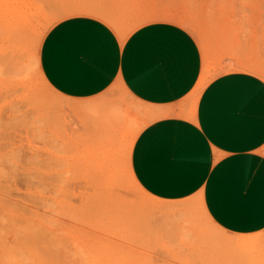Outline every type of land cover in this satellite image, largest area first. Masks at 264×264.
<instances>
[{
  "label": "rangeland",
  "instance_id": "374dc122",
  "mask_svg": "<svg viewBox=\"0 0 264 264\" xmlns=\"http://www.w3.org/2000/svg\"><path fill=\"white\" fill-rule=\"evenodd\" d=\"M38 1L46 9L52 7V1L56 2ZM60 1L95 13H56L38 44L33 46L28 41L25 55L29 56L36 48L39 59L41 43L56 22L77 14L99 13L122 37L138 25L157 19L172 20L187 28L202 50L203 76L197 91L209 78L223 71L257 68L264 74V0H116L115 8L107 6L109 1ZM35 3L31 0V4ZM33 8L32 17L39 18L38 22L50 16L51 8L42 11L49 12L47 17L37 12L46 18L39 17L36 7ZM2 58L0 264H38V255L42 257L41 264H93L88 260L91 255L107 248L108 253L112 249L115 254L124 250L139 264H176L179 259L177 264L185 259L184 264H264V230L246 236L228 233L230 241L224 248L225 256H218L221 262L211 256L214 262L209 257H205V262L202 257L204 263H200L201 257L192 253L190 244L178 243L177 236H194L188 231L187 218L184 219L185 208L190 207L189 211L201 221L202 232L198 236L209 245L206 246L209 255L216 254L225 236V230L203 217L201 195L161 201L150 196L136 181L130 166L134 140L144 125L165 114V108L135 101L120 83L82 103L62 98L50 88H41L35 95L28 85H20L21 80L3 68ZM97 144L101 150L99 159L93 152ZM129 173L137 186L129 184ZM103 199L105 204L114 205L118 215L106 213ZM86 204L102 210L96 209L97 206L85 208ZM136 206L147 210L132 209ZM103 209L109 216L107 221ZM96 216L101 218L96 220ZM108 221L114 222L113 225ZM36 238L43 239L37 242ZM46 249L50 255L55 253L57 261L52 262V255L44 257ZM44 260L48 263H43Z\"/></svg>",
  "mask_w": 264,
  "mask_h": 264
},
{
  "label": "crops",
  "instance_id": "0c3cea01",
  "mask_svg": "<svg viewBox=\"0 0 264 264\" xmlns=\"http://www.w3.org/2000/svg\"><path fill=\"white\" fill-rule=\"evenodd\" d=\"M95 1L116 7V0ZM39 66L62 98L82 103L120 83L135 101L165 108L134 140L138 184L161 201L200 194L209 217L230 234L264 230L263 70L223 71L197 91L202 50L187 28L157 19L122 37L99 13L56 22Z\"/></svg>",
  "mask_w": 264,
  "mask_h": 264
},
{
  "label": "bare ground",
  "instance_id": "6f19581e",
  "mask_svg": "<svg viewBox=\"0 0 264 264\" xmlns=\"http://www.w3.org/2000/svg\"><path fill=\"white\" fill-rule=\"evenodd\" d=\"M37 1V3H35L34 5L33 4H31V0H0V40H1V47H2V56L0 55V57H3L2 59H3V62H2V65H3V63H4V66H3V68H6L10 73L9 74H12V77H15L17 80H21V81H18V82H20L19 84L20 85H28V87L31 89V91H33V93L36 95V93H37V90H39V89H45V88H50V89H52L49 85H48V83L46 82V80H45V78H44V76L42 75V72H41V70H40V66H39V59H38V54H37V52H36V48L35 49H33L32 50V52L30 53V55L29 56H27V55H25V50H26V45H28V41H31V43H32V45L33 46H35L36 44H38V42L40 41V39H41V37H42V35H43V33H44V30L47 28V26L54 20V19H52V18H54V17H56L55 16V14L56 13H58V12H83V11H88V12H90V13H95L93 10H85V9H81V8H79V7H76V6H73V5H67L68 4V1H67V3H65L66 1H60V0H55L56 2H53L52 1V3L51 4H53V5H51L52 7H49L48 6V9H46V7L44 8V7H42L41 8V2H39L38 0H36ZM35 0H33V2H36ZM88 1V0H87ZM50 2V1H49ZM64 2V3H63ZM40 3V4H39ZM70 3H72V2H70ZM36 4H38V5H36ZM49 3H47V5H48ZM33 6H35L36 8V14L38 15V13H40V12H42L43 11V9H46V10H49L50 8H51V11H50V14H49V12L48 13H46L45 11V13H43L46 17H47V14H49L50 16H48V18L47 19H45V20H41L40 22H38L37 20L39 19H37L36 17H32V9H34L33 8ZM38 6H39V8H38ZM42 6H44V4L42 3ZM41 8V9H40ZM41 11H40V10ZM39 10V11H38ZM34 12V11H33ZM38 12V13H37ZM85 12V13H86ZM89 13V14H90ZM39 15H41V16H44V15H42V14H39ZM38 15V16H39ZM44 16V17H45ZM40 17V16H39ZM45 17V18H46ZM43 19V18H42ZM0 52H1V48H0ZM25 56H27V57H25ZM1 60V59H0ZM2 67V66H1ZM2 69V68H1ZM0 71H2V70H0ZM4 71H6V70H4ZM3 71V72H4ZM7 73V72H6ZM1 74V73H0ZM4 73H2V75H3ZM5 79V78H4ZM7 79H8V81H9V78H8V76H7ZM12 79V78H11ZM11 79H10V81H11ZM16 79H13L12 81L14 82V80H16ZM17 80L15 81V83H18L17 82ZM21 82L23 83V84H21ZM16 88H18V87H16ZM23 88V87H22ZM3 91V90H2ZM14 91V90H13ZM1 98V97H0ZM2 99V98H1ZM12 103V102H11ZM10 104V103H9ZM8 104V105H9ZM13 104H14V102H13ZM7 105V106H8ZM17 105H19L18 103H17ZM5 107V106H4ZM8 108H9V106H8ZM11 109V108H10ZM14 109V108H13ZM101 150H100V148H99V144H97V146L94 148V150H93V152H94V154H95V158H97V159H99V154L101 153L100 152ZM130 173L129 174H127V179H128V182H129V184L130 185H133V186H137L138 184H137V182L134 180V182L132 181V179L130 178ZM97 200V199H96ZM99 200V199H98ZM98 202V201H97ZM88 203V202H87ZM104 205V207H105V211H107L106 213L108 214V213H110V214H112L113 212H114V215L116 216V215H118V213H116L115 212V208H114V205L112 204V205H110V204H105V200L103 199V202H102ZM87 206L85 207V208H89L90 206L91 207H93V209H94V207L96 208V206L94 205V206H92L93 204H86ZM98 205H100V204H98ZM84 206V205H83ZM102 205H101V207H103ZM98 207L99 206H97V208L96 209H98ZM103 207V208H104ZM152 207V206H151ZM200 207H201V211H202V215H203V217L205 218V220L208 222V223H210L211 225H216V223L209 217V215L207 214V212H206V210L204 209V207H203V205H202V202H201V200H200ZM82 208V207H81ZM189 208L190 207H187V208H185V209H187V212H184L183 213V215H184V219L185 218H187V220H186V222H187V224L189 225V229H188V231L189 232H192V233H194V236H177L178 238H179V244L181 245V246H188L189 244V248H192V253H194L197 257H201L200 259H201V261H200V263H204V261H203V258L202 257H209V258H207V259H210L211 258V256H214V257H212V259L213 258H217L218 256L220 257L221 256V258H223L224 256H225V247H226V245H229V239H230V237L229 236H227V234H228V232L227 231H224L225 233V236H223L222 237V240L219 242V244H220V246L221 247H223V251H221L220 250V248L221 247H219L218 248V250L216 251V256L215 255H212V254H208V253H210L209 252V249L208 250H206V246L208 245H205V240H204V238H202V236H198V235H200L201 234V232H202V226H201V221L199 220V219H197V216H195L194 214H192L190 211H189ZM99 209L100 210H102V208H100L99 207ZM132 209H135V210H137V211H139V212H142V211H144V210H147V207H140V206H136L135 208H132ZM152 209V208H151ZM150 209V210H151ZM90 210L92 211V209L90 208ZM116 210H118V209H116ZM87 211H89V210H87ZM96 211H98V210H96ZM104 211V209H103V213L102 214H104L105 215V212ZM149 211V210H148ZM97 213V215L98 216H104V215H100V214H98V212H96ZM95 213V214H96ZM116 213V214H115ZM109 214V215H110ZM93 216H95L94 215V212H93ZM98 216H96L95 218H96V220H97V217ZM106 216V215H105ZM107 217H109V216H106L105 217V221H107L108 219H107ZM111 217V216H110ZM98 218H101V217H98ZM113 218H114V216H113ZM112 218V219H113ZM110 219V218H109ZM99 220V219H98ZM101 220V219H100ZM103 220H104V218H103ZM114 220V219H113ZM102 221V220H101ZM100 221V222H101ZM98 222V221H97ZM109 222V225H110V223L112 222H110V221H108ZM108 222H107V224H106V226H108ZM114 222H115V220H114ZM114 222H112V223H114ZM111 223V225H113ZM98 225L100 224V223H97ZM103 225H104V222L102 223ZM101 224V225H102ZM186 224V225H187ZM105 226V225H104ZM218 226V225H217ZM106 229H108V228H106ZM105 229V230H106ZM36 235V234H35ZM39 237H43V236H39ZM50 237V236H49ZM37 238H38V236H37ZM37 238H36V240H37ZM43 238H45V236L43 237ZM43 238H39V239H43ZM38 239V240H39ZM38 240H37V242H38ZM43 241V240H42ZM42 241H40V242H42ZM45 241V240H44ZM36 243V242H35ZM202 243H204V244H202ZM43 244V243H42ZM40 245V244H39ZM39 245H37V250H38V246ZM41 246H43V245H41ZM45 246V245H44ZM43 246V247H44ZM47 246V245H46ZM51 246H54L53 245V242H52V244H51ZM178 246V245H177ZM209 246V245H208ZM42 247V250L43 249H45V248H43ZM113 246H111V248H112ZM175 247V246H174ZM179 247V246H178ZM46 248H48V247H46ZM107 248V247H106ZM106 248H104V249H106ZM111 248H109V249H111ZM114 248V247H113ZM41 249V248H40ZM54 249V248H53ZM84 249H86V248H84ZM102 249V248H101ZM119 249L120 250H123L124 248H120L119 247ZM118 249V250H119ZM47 250V249H46ZM55 250V249H54ZM54 250H53V252H54ZM82 250V249H81ZM106 250H108V248L106 249ZM103 251V252H106L107 254H102V253H92L93 255H91V254H89V256L91 255V258L92 259H88V260H90L91 261V263H93V264H133V262H134V264L136 263V264H139V262H137V260H136V258H135V260L134 259H132V256L133 255H131L130 253H128V255H127V252L125 253L124 252V250L122 251L123 253H120V254H118V253H116V254H118V255H116L115 253H114V250H112L111 249V254H110V252L108 253L107 251ZM41 251V250H40ZM44 251V250H43ZM42 251V252H43ZM89 252L88 250H85V252ZM97 251H99L98 249H97ZM84 252V251H83ZM82 252V253H83ZM91 252V251H90ZM41 253V252H40ZM44 253H46L45 254V258H46V256L48 255V256H51L52 257V262H55V258H56V256H54V254L55 253H52L51 255H50V253L51 252H49L48 253V250H47V252L45 251ZM44 253H41V255L43 256V254ZM264 253V252H263ZM38 255V254H37ZM83 255H85V253H83ZM178 255V254H177ZM176 255V256H177ZM39 257H40V259L42 258L40 255H38ZM47 256V257H48ZM86 256V255H85ZM135 256V255H134ZM175 256V255H174ZM180 256V254L178 255V257ZM195 256V257H196ZM262 256V255H261ZM50 257V258H51ZM218 257V259H215V260H218L219 261V258ZM85 258V257H84ZM89 258V257H88ZM134 258V257H133ZM184 258H188V257H184ZM38 259V258H37ZM39 259V260H40ZM53 259H55L54 261H53ZM199 259V258H198ZM198 259H196V260H198ZM206 258L204 259L205 260V262H206V260H207ZM225 259V258H224ZM39 260H37L36 262L38 263V264H41V263H39ZM42 260V259H41ZM85 260H86V258H85ZM87 260V261H88ZM178 260V259H177ZM176 260V261H177ZM180 260V259H179ZM178 260V261H179ZM183 260V259H182ZM186 260V259H185ZM185 260H183L182 262H187V261H185ZM188 260V259H187ZM189 260H190V258H189ZM188 260V261H189ZM193 260H195V259H193ZM195 260V261H196ZM211 260V259H210ZM48 261V260H47ZM46 260H44L43 261V263H48ZM57 261V260H56ZM86 261V262H87ZM92 261H94V262H92ZM178 261L176 262V264L178 263ZM211 261H213V260H211ZM217 261V262H218ZM225 261V260H224ZM263 261V260H262ZM85 262V261H84ZM181 261H180V263H182ZM189 262H191V261H189ZM214 262V261H213ZM219 262H221V261H219ZM88 263H90V262H88ZM171 263V262H170ZM173 264H175L174 262H172ZM184 263H182V264H184ZM192 263V262H191ZM209 264H211V262H208ZM50 264V263H49ZM55 264V263H54ZM59 264H61V262H59ZM85 264V263H84ZM194 264H196L195 262H194ZM205 264V263H204ZM207 264V263H206ZM214 264V263H213Z\"/></svg>",
  "mask_w": 264,
  "mask_h": 264
}]
</instances>
